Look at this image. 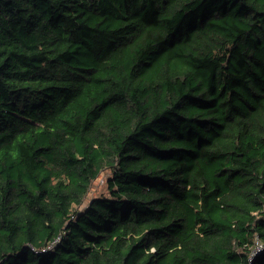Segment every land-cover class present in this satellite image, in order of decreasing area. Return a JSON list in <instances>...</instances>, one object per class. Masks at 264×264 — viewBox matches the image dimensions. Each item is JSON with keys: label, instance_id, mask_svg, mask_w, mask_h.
I'll return each mask as SVG.
<instances>
[{"label": "trees", "instance_id": "16d2710c", "mask_svg": "<svg viewBox=\"0 0 264 264\" xmlns=\"http://www.w3.org/2000/svg\"><path fill=\"white\" fill-rule=\"evenodd\" d=\"M0 264H264V0H0Z\"/></svg>", "mask_w": 264, "mask_h": 264}, {"label": "rangeland", "instance_id": "374dc122", "mask_svg": "<svg viewBox=\"0 0 264 264\" xmlns=\"http://www.w3.org/2000/svg\"><path fill=\"white\" fill-rule=\"evenodd\" d=\"M110 175L109 170H104L102 171L98 177H96L90 185V189L87 195V199L102 194L106 193V179Z\"/></svg>", "mask_w": 264, "mask_h": 264}, {"label": "built area", "instance_id": "2783aa9c", "mask_svg": "<svg viewBox=\"0 0 264 264\" xmlns=\"http://www.w3.org/2000/svg\"><path fill=\"white\" fill-rule=\"evenodd\" d=\"M57 241H58V238L55 239V240H53V241L51 242V244H49L48 248H51V247L53 246V244L56 243ZM261 249H262L261 244H257V246H256L255 249H254V253H258ZM43 250H44V249H43Z\"/></svg>", "mask_w": 264, "mask_h": 264}]
</instances>
